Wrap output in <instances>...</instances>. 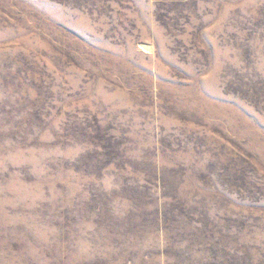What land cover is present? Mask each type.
I'll list each match as a JSON object with an SVG mask.
<instances>
[{
    "label": "rangeland",
    "instance_id": "1",
    "mask_svg": "<svg viewBox=\"0 0 264 264\" xmlns=\"http://www.w3.org/2000/svg\"><path fill=\"white\" fill-rule=\"evenodd\" d=\"M0 264H264V0H0Z\"/></svg>",
    "mask_w": 264,
    "mask_h": 264
}]
</instances>
